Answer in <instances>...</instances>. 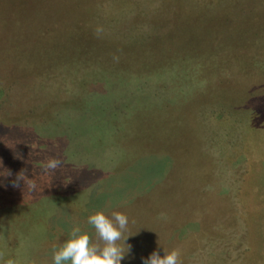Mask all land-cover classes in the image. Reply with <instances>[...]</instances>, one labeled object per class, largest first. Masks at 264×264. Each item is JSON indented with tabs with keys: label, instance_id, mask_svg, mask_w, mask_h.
Here are the masks:
<instances>
[{
	"label": "rangeland",
	"instance_id": "374dc122",
	"mask_svg": "<svg viewBox=\"0 0 264 264\" xmlns=\"http://www.w3.org/2000/svg\"><path fill=\"white\" fill-rule=\"evenodd\" d=\"M98 211L121 264H264V0H0V264Z\"/></svg>",
	"mask_w": 264,
	"mask_h": 264
},
{
	"label": "clouds",
	"instance_id": "9594fccd",
	"mask_svg": "<svg viewBox=\"0 0 264 264\" xmlns=\"http://www.w3.org/2000/svg\"><path fill=\"white\" fill-rule=\"evenodd\" d=\"M61 162L51 159L46 164V169L56 170ZM25 183V177L16 174L12 186L19 188ZM28 187L35 189L34 182L29 181ZM88 224L92 225L98 236L99 242L93 243L87 233H82L78 226L73 227L70 238L66 240L58 250H54L53 264H121L129 252L131 246L127 245V251L118 244L125 240L124 232L127 230L128 217L120 212L112 213L111 217L103 212H96L88 217ZM6 264H14L8 260ZM143 264H181L180 252L172 250L165 252L163 256L153 251L147 258H143Z\"/></svg>",
	"mask_w": 264,
	"mask_h": 264
},
{
	"label": "trees",
	"instance_id": "16d2710c",
	"mask_svg": "<svg viewBox=\"0 0 264 264\" xmlns=\"http://www.w3.org/2000/svg\"><path fill=\"white\" fill-rule=\"evenodd\" d=\"M30 160H28V159H26L25 160V162H29ZM28 167H30V166H28ZM17 168H19V166L17 167ZM18 172V171H17ZM27 187H28V185H27ZM27 189V188H26ZM27 193V190H25V194ZM141 240H138V243H139V247H144V248H150L151 250L150 251H155V243H156V245H157V249H158V252H159V254L161 255V256H163L164 255V251H165V248H168V245L167 244H164L162 241H158V242H156V241H154V240H152V239H148V241H143V240H145V239H143V238H140ZM166 239V238H165ZM152 247H154V248H152ZM150 255V254H149ZM130 256V255H129ZM129 256H126L122 261H124V262H126V263H128V261L129 262H133V261H131V259L132 260H136L137 259V257H135V258H133L132 257V255H131V257H129ZM148 256H144V258H147ZM142 258H143V256H142Z\"/></svg>",
	"mask_w": 264,
	"mask_h": 264
}]
</instances>
